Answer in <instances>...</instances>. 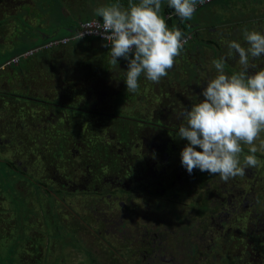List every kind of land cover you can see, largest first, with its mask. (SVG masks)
I'll use <instances>...</instances> for the list:
<instances>
[{"label": "flooded vegetation", "instance_id": "flooded-vegetation-1", "mask_svg": "<svg viewBox=\"0 0 264 264\" xmlns=\"http://www.w3.org/2000/svg\"><path fill=\"white\" fill-rule=\"evenodd\" d=\"M83 1L73 0L71 10H82ZM6 2L0 0V11ZM124 2L117 1L127 8L128 0ZM255 24L248 30L264 34V20ZM209 32L218 36L203 37V45L212 51H200L198 60L224 57L239 63L228 42L247 47L243 33H226L219 26ZM250 63L255 67L249 74L264 70V55L250 58ZM192 70L181 84L140 77V87L148 88L138 89L135 102L145 99L146 104L135 116L109 109L117 93H128L122 79L93 78L87 87H66L63 92L68 82H76L67 77L60 87H46L40 93L44 96L32 95L17 83L0 84V159L14 172V195H24L34 185L51 221L57 220L59 228L64 224L75 244L82 246L66 247L69 263L77 261L73 250L81 256L77 264H264V154L258 153L264 151L255 153L261 160L257 167L227 182L198 169L189 175L181 166L180 152L188 143L176 135L185 122L181 113L203 99L200 93L217 75L214 68ZM19 98L24 102L17 104ZM73 98L80 99L81 107H75ZM68 109L74 114L69 116ZM103 114L112 121L100 119ZM86 126H92L90 134H82ZM261 140L264 132L255 144ZM243 145L249 151L250 146ZM57 231L49 229L50 234ZM56 246L37 244L29 261L64 264V259L47 256Z\"/></svg>", "mask_w": 264, "mask_h": 264}, {"label": "rangeland", "instance_id": "rangeland-1", "mask_svg": "<svg viewBox=\"0 0 264 264\" xmlns=\"http://www.w3.org/2000/svg\"><path fill=\"white\" fill-rule=\"evenodd\" d=\"M63 1L65 2L64 5H67L66 7L61 5L59 0H7L6 5L3 6V10L0 11V20H3L0 21V24L3 23V26H5V28H2L1 30L3 31V40H1L0 43V51L3 54L0 57V80L8 76L10 73L13 76H22V71L27 72L30 68L26 62L30 61L31 58L38 56L39 51H37V49H42L51 42L55 43L61 39H69L70 41L67 46L68 49L79 46L84 52H92L91 55L94 53L98 60L89 59L91 58V55L90 53H86L81 65H78V67L73 66L75 67L73 70L76 73L78 72L79 76L74 83L77 87H72L71 84L67 83V86L62 87L63 92H66V87H72L77 90H80V87H83V84L87 87L88 84H91L93 78H98L102 81H109L110 78L112 80L122 79L123 84L126 86L124 80L126 78V71L128 70L127 61L120 58L116 65H112L110 63L111 47H106V42L100 38L84 37L79 41L77 39L73 40L79 27V23L77 19H72V17L68 16V11H71L69 3H73V0ZM239 1H244L246 5L248 2H252V0H212L210 3L200 6L194 12L191 20H183L182 26L184 32L186 35H189L190 38L181 52L183 56H179L178 60H175L174 67L169 70L168 75L164 77V81H162L163 85H168L175 80L177 83H183L185 73H191L193 68L196 69L199 66H202L205 70H210V68L215 69L212 61L218 59H211V57L208 58V56H205V59H199L201 63H199L198 60L201 56L200 51L204 50L207 52L206 49H208V52L212 51V49H209L210 46L207 47L203 45V37H208L210 35V37L213 36V34H210L209 32L210 27H223L226 33L230 32V34L241 35L245 29L248 30L252 25H256L255 22L258 20H253L252 18H260L264 14L262 12H254V10H251V12L244 10L241 11L239 8ZM253 1L255 5H257L258 2L264 3V0ZM83 3L85 6H82V8L85 7L86 10L81 12L78 15L80 17L78 18L84 22L86 20L97 19L98 16L95 15V9L97 7L117 2H114L113 0L112 2L106 0H84ZM197 4H199V0ZM255 5L253 7H255ZM167 6V0H162L160 15L163 17H165L163 12ZM259 21L262 22L260 19ZM177 22V18L172 19L171 29L176 28ZM239 27L244 28L239 29ZM41 36L47 38L41 39ZM216 36L218 35L214 34L213 37ZM99 50L102 52H97ZM102 53L106 55L102 56ZM10 65H12V67H10ZM238 70L239 63L236 62L234 64L226 61L224 71H229L227 74H230L231 72L236 73ZM63 72H68L67 68H65ZM31 76L32 73L27 76V81L28 83H31L32 86L28 88L32 95L35 93L37 96H44L45 94L40 93L45 91V89H47L46 87H56L63 79V74H58L56 70H53L50 75H41L37 82H31L32 78H29ZM142 76L144 78V75H141V78ZM82 78L84 81L79 80ZM24 80L25 79H20L21 84L19 83L17 87L25 90V87H23ZM17 82L18 81H15L14 84L11 79L8 81V83L13 86H15ZM34 83L35 86L33 87ZM14 88L16 89V87ZM147 88L148 87H139L142 92ZM124 89L126 90L127 87ZM69 90H71V88ZM77 98H73V100L76 101L74 102V105L75 107H81L80 99ZM135 99V93L128 92L127 94H123L119 92L109 103L111 106L109 109L112 112L115 111V114L135 116V111L143 108L146 104L144 102L145 99L136 102ZM60 100H63V98ZM119 101H121L124 106L121 109L116 106V103ZM23 102V98L16 100L17 104ZM74 105L72 104V106ZM65 111L69 116L74 114L70 109ZM86 119H88V117ZM100 119L106 122L112 121V118H108V114H103V118ZM118 124H120V121ZM91 128L92 126L82 128V134H85L87 131L90 134ZM259 144H255L258 149ZM241 147L242 153L240 158L251 154L249 151L244 150L243 143L241 144ZM261 150L264 151V149ZM258 153L264 154V152ZM3 156L4 155L0 152V157ZM1 160L2 159H0V161ZM258 160L261 161L259 158ZM5 176H7V174L4 172L2 163H0V185L3 188L5 187L4 189L10 194H7L6 198L0 191V264H33L29 261V258L30 255L33 256L34 247L39 244L41 247L45 248L49 242H52L57 246L55 249H52V253H48V257H52L55 260L64 259V264H77V262L80 261L81 256L73 250L70 251L72 254L76 255L74 259H77V261L69 263L66 257V255L69 254L66 247L73 244L74 246L71 245L73 248L78 247L80 250H83L82 246L75 244L76 242L74 241L73 236H71V232L69 230L65 231L64 224L60 229L57 220L51 221L46 205L35 196V192L39 190H37L34 185H31L30 189L32 194H29L30 197L26 198L27 201L24 202L22 198L23 193L19 194L20 196L16 195L19 198L14 197V191L17 190L13 186L14 179L11 180L8 176L6 179ZM11 198L15 200V202H12ZM76 219L78 218L76 217ZM76 223L80 225L78 221H76ZM54 227L58 228L59 231L50 234L49 229ZM67 227L68 229L73 230L71 224ZM36 250H38L37 247ZM40 264L44 263L41 262Z\"/></svg>", "mask_w": 264, "mask_h": 264}, {"label": "clouds", "instance_id": "clouds-1", "mask_svg": "<svg viewBox=\"0 0 264 264\" xmlns=\"http://www.w3.org/2000/svg\"><path fill=\"white\" fill-rule=\"evenodd\" d=\"M197 2L167 0L168 7L182 21L192 19ZM205 2L199 0L201 5ZM161 5L162 0H128L127 8L112 3L95 9V15L102 17L100 34L108 42L105 46H111L110 63L116 65L120 58L127 61L124 81L130 93L138 91L142 74L153 83L166 77L187 43L180 29H169L160 15ZM92 29L101 30V26L95 24ZM243 37L247 47L228 42L230 54L234 52L239 57L241 70L229 76L224 72L226 58L213 60L217 75L200 93L203 99L181 113L185 122L176 135L188 142L180 152V161L189 175L198 169L227 182L243 176L246 168L260 164L255 153L264 149V140L259 149L255 141L264 132V70L249 74V69L255 67L250 58L264 55V34L245 29ZM75 38L79 41L83 34ZM242 143L250 146L251 153L243 157V164Z\"/></svg>", "mask_w": 264, "mask_h": 264}, {"label": "trees", "instance_id": "trees-1", "mask_svg": "<svg viewBox=\"0 0 264 264\" xmlns=\"http://www.w3.org/2000/svg\"><path fill=\"white\" fill-rule=\"evenodd\" d=\"M106 1H108V2L111 1L112 2V0H106ZM113 1L114 2L119 1V2H121V4H125L127 2V1L124 2V0H113ZM104 5H106V4H104ZM85 10L86 9L84 7L82 10H71V11H68L69 12L68 16L72 17V19L73 18L74 19H77L78 23L83 22V21H81L78 18V17H80L78 15L81 12L85 11ZM72 11H74V12H72ZM174 11H175L174 9H172V8H170V7L167 6L164 9V12H163L164 13V16H165L164 19H165V21H166L169 29L171 30V28H172V19L177 18L178 19V22H177L176 28L180 29L182 31V33H183V36L185 37L187 35L185 34L184 28L182 26V22L183 21L177 15H173V18L172 17L171 18H166L167 15H169L171 13L173 14ZM97 19H100L101 20L102 17H97ZM0 21H3V20L1 19ZM86 21H88V20H86ZM0 28L1 29L2 28L3 29L5 28V26H3V23L0 24ZM0 36H2V32H1ZM41 37H42L41 39H43V38L46 39L47 38L45 36H41ZM68 44H69V42L66 43V44H64V45L58 44V45H53V46H45L42 49H37V51H39L38 52L39 53L38 56L37 57H34V58H31L30 61H27L26 62L27 65H28V67H30L27 72H23L22 71L24 69L23 68L21 70L22 73H23V75L20 76V77L19 76H13L10 73L8 76H6L5 78H3V79L0 80V84H5V85H8V86L12 87L13 85L8 83L9 79H11L13 83L15 81H18L17 84H19V83L21 84L20 79H22V80L25 79L24 80V86L23 87H32L31 86V83H28V81H27V76L30 73H32V76L29 77V78H32V81L31 82H35V81L37 82L40 79L41 75H44V76L50 75V74H52V71L53 70H56L58 74H63V79L61 80V82L56 87H60V85L64 84L67 77L73 76L71 78L72 79H75V81H76L77 80V77L79 78V76H78V72L76 73L73 69L75 67H78V65H81V62H83V58L85 57V54L86 53H90V55H91L92 52H84V50H82L81 47H79V46H76V47H74L72 49H68V47H67ZM97 52H102V51L99 50ZM2 54L3 53H1V51H0V57H1ZM105 55L106 54L102 53V56H105ZM92 57H95V58H92ZM89 59H97V58H96V56L93 53V55H91V58H89ZM26 63H25V65H26ZM36 64H37V67H36ZM73 66H75V67H73ZM10 67H12V65H10ZM65 68H67V71H68L66 73L63 72V70ZM80 68H82V67H80ZM33 78H34V80H33ZM68 83L71 84L72 86H75L74 83H70V82H68ZM34 86H35V83H34L33 87ZM0 163H2L4 172L12 180V177H13V174L12 173H14V172H13V170L11 168H9L8 162H5V160H1ZM7 176H5L6 179L8 178ZM23 180L25 181L26 184L31 185L30 184V181L27 178L24 177ZM1 187L2 186L0 185V191H1V193L4 194L5 197L7 198V194L10 195L9 192H7L6 189H4L5 187L4 188L3 187L1 188ZM29 194H32V191L31 190H30V192L27 191V193H25L22 196L24 202L27 201L26 198H29L30 197ZM15 195H14V197H15ZM36 195L38 197L41 196L40 193L39 194H36ZM14 197H13V199H14ZM13 199H12V202L13 201L15 202V200H13Z\"/></svg>", "mask_w": 264, "mask_h": 264}, {"label": "built area", "instance_id": "built-area-1", "mask_svg": "<svg viewBox=\"0 0 264 264\" xmlns=\"http://www.w3.org/2000/svg\"><path fill=\"white\" fill-rule=\"evenodd\" d=\"M211 1H212V0H206V2H205L204 4L210 3ZM200 6H202V5H201V4H197V6H196V10H197ZM196 10H195V11H196ZM173 15H176V14H175V11L173 12L172 15H171V14H170V15H167L166 18H171ZM94 22H95V24H99V25L101 26V30H95V29H92L93 27H95ZM102 23H103L102 19H101V20H100V19H92V20H88V21L80 22V23H79V27H78V29H77V32H76V34H75L74 37H73V40L76 39L75 37H76V35H77L78 33H82V34H83V38H84V37H97V38H100L101 40L105 41L106 44H108V42H107L106 40H104V39L102 38L101 34H100V31H102ZM184 38L187 40V43H188L189 38H190L189 35L185 36ZM69 41H70L69 39H61V40H59V41H56L55 43L51 42V43L48 44L47 46H53V45H58V44H62V45H64V44L68 43ZM187 43H186V44H187ZM186 44H185V45H186ZM185 45H184V46H185ZM108 47H110V45H108Z\"/></svg>", "mask_w": 264, "mask_h": 264}, {"label": "crops", "instance_id": "crops-1", "mask_svg": "<svg viewBox=\"0 0 264 264\" xmlns=\"http://www.w3.org/2000/svg\"><path fill=\"white\" fill-rule=\"evenodd\" d=\"M253 2L254 1L252 0V2H248L247 5H246V3L244 1L243 2L239 1V8L241 9V11L244 10V11H250L251 12V10H254V12H258V13L262 12L264 14V3L258 2V4L255 5V3H253ZM243 5H245V6H243ZM254 5H255V7H253ZM252 19L253 20H258V21L260 19V20L263 21L264 20V15L262 17H260V18H252Z\"/></svg>", "mask_w": 264, "mask_h": 264}]
</instances>
